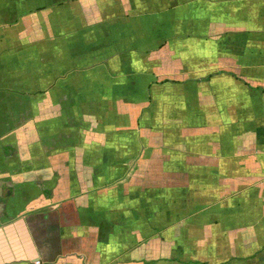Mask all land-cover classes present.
I'll use <instances>...</instances> for the list:
<instances>
[{
  "label": "crops",
  "instance_id": "1",
  "mask_svg": "<svg viewBox=\"0 0 264 264\" xmlns=\"http://www.w3.org/2000/svg\"><path fill=\"white\" fill-rule=\"evenodd\" d=\"M0 264H264V0H0Z\"/></svg>",
  "mask_w": 264,
  "mask_h": 264
},
{
  "label": "built area",
  "instance_id": "2",
  "mask_svg": "<svg viewBox=\"0 0 264 264\" xmlns=\"http://www.w3.org/2000/svg\"><path fill=\"white\" fill-rule=\"evenodd\" d=\"M37 263H39V261H37Z\"/></svg>",
  "mask_w": 264,
  "mask_h": 264
}]
</instances>
